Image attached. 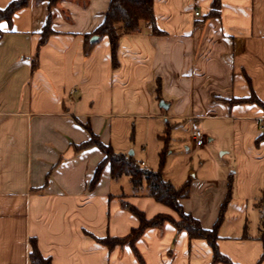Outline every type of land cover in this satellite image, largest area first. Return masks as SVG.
<instances>
[{
	"label": "crops",
	"instance_id": "1",
	"mask_svg": "<svg viewBox=\"0 0 264 264\" xmlns=\"http://www.w3.org/2000/svg\"><path fill=\"white\" fill-rule=\"evenodd\" d=\"M12 1L0 0V8ZM110 2L60 1L51 9L53 33L40 49L48 1L31 0L11 23H0V264H30L33 238L53 264H214L206 240H191L170 223L137 242L141 261L130 246L111 250L99 241L139 227L122 201L149 219H179L148 189L142 192L144 184L140 191L117 187L122 177L113 178L110 164L91 187L105 155L76 146L90 140V127L128 155L130 146L113 140V119L126 118L145 120L148 137L152 120L189 126L185 151L167 153L178 159L181 186L166 178L167 170L164 179L176 188L191 183L182 205L205 229L214 228L229 197L218 226L220 252L234 264H264V109L238 102L264 103V0H222L217 18L207 17L213 0H155L164 34L143 25L124 35L117 69L109 39L93 35ZM91 35L98 43L86 56ZM195 127L206 134L202 147L192 138ZM130 155L148 167L149 157H137L135 147Z\"/></svg>",
	"mask_w": 264,
	"mask_h": 264
},
{
	"label": "trees",
	"instance_id": "2",
	"mask_svg": "<svg viewBox=\"0 0 264 264\" xmlns=\"http://www.w3.org/2000/svg\"><path fill=\"white\" fill-rule=\"evenodd\" d=\"M36 3L48 1L50 8L49 20L41 33V40L39 49L46 44L48 38L53 33L52 30V14L51 9L57 6L62 0H35ZM31 0H13L5 9L0 8V23L2 21L12 22L13 15L30 5ZM222 0H213L211 10L207 17L217 18L221 15ZM143 25H147L154 35L164 34L157 26L155 15V0H111L109 8L105 13V19L103 23L96 29L93 35H98L100 39L107 37L110 41L112 50V62L114 69L119 67L118 49L120 45V39L124 35H132L142 31ZM3 35V31L0 29V37ZM87 36L85 42V53L89 56L98 42H92L91 37ZM35 66H37V60ZM256 101L263 109L264 103L255 97L252 99H241L238 102ZM91 133V138L88 142L76 146L78 151L90 148L98 147L105 155L104 160L98 166L96 173L91 181V187H95L100 181L104 167L107 164L111 166V172L113 178L117 179L124 175L130 177L131 182L135 189H139L144 183L147 184L149 189V195L157 202L162 203L172 210H174L179 219H175L171 215L159 214L149 219L146 214L138 209L136 206L131 205L125 201H122V207L132 214H134L140 221V225L134 228L131 233L124 238L107 237L105 239H99L109 249L116 247L130 246L136 257L141 261L142 257L137 249V242L142 238L144 233L152 228H161L165 224L170 223L174 225L178 232H187L191 240L204 239L212 247L214 252L213 263L234 264L228 257L224 256L218 247V226L223 219V213L225 206L229 200L226 199L220 217L213 229H205L200 221L192 214L187 213L184 210L182 201L188 199L191 193V183L186 182L182 187L176 188L170 181L164 179L163 167L165 164V153L161 154V162L159 170L155 171L144 167L133 156L118 153L114 150L112 145L104 144L100 137L96 135L90 127H87ZM264 139V134L260 137ZM232 183H230L231 189ZM260 240L264 243V220L261 227ZM264 259V254L263 257ZM30 264H53L50 257H45L38 246V242L35 238L31 239V251L29 254Z\"/></svg>",
	"mask_w": 264,
	"mask_h": 264
},
{
	"label": "rangeland",
	"instance_id": "3",
	"mask_svg": "<svg viewBox=\"0 0 264 264\" xmlns=\"http://www.w3.org/2000/svg\"><path fill=\"white\" fill-rule=\"evenodd\" d=\"M113 140L117 147L130 146V150H133L134 147L137 152V157L147 156L148 158V169L159 170L161 162V154L165 153V164L163 167V173L167 170V179L173 177L176 180V185L181 186L179 175L176 174L175 162L178 160L174 158V155L170 157L167 153L176 150L177 154L183 153L185 148L183 147V137L188 134L189 126L181 122L180 124L174 123L171 121V125L160 126L161 120H152L150 125V137L147 134V122L145 120H137L134 122L130 118L126 119H113ZM178 134V136H173ZM170 138V139H169ZM130 150H128V155H130ZM179 157V156H178ZM117 187L119 185L124 186L125 192H130L133 190L130 177L127 175L122 176L121 179H118L116 182ZM117 189V188H116ZM148 189L147 184L144 183L143 189L144 192ZM149 190V189H148ZM140 191V189L138 190Z\"/></svg>",
	"mask_w": 264,
	"mask_h": 264
},
{
	"label": "built area",
	"instance_id": "4",
	"mask_svg": "<svg viewBox=\"0 0 264 264\" xmlns=\"http://www.w3.org/2000/svg\"><path fill=\"white\" fill-rule=\"evenodd\" d=\"M196 16L200 15L199 11H196ZM71 94H75L76 93V89H71L70 91ZM192 138L195 142V144L199 147H202L204 145H206L207 143V137L206 134L204 133V131L199 128V127H195L192 131Z\"/></svg>",
	"mask_w": 264,
	"mask_h": 264
},
{
	"label": "water",
	"instance_id": "5",
	"mask_svg": "<svg viewBox=\"0 0 264 264\" xmlns=\"http://www.w3.org/2000/svg\"><path fill=\"white\" fill-rule=\"evenodd\" d=\"M96 39H98V36H94L92 39H91V41L92 42H94ZM165 104L162 102L161 103V106H164ZM167 108V107H166Z\"/></svg>",
	"mask_w": 264,
	"mask_h": 264
}]
</instances>
